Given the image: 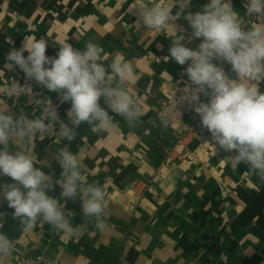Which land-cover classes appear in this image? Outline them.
<instances>
[{
    "label": "crops",
    "instance_id": "crops-1",
    "mask_svg": "<svg viewBox=\"0 0 264 264\" xmlns=\"http://www.w3.org/2000/svg\"><path fill=\"white\" fill-rule=\"evenodd\" d=\"M159 3L160 0H153ZM167 2V0H165ZM208 0H192L191 11H199ZM135 0H0V69L9 48L19 49L25 37L48 40L46 55L55 57L64 42L84 50L91 41L103 49L107 60L116 55L131 62L136 72L131 95L146 115L133 126L114 116L106 131L93 133L82 123L70 144L53 132L35 139L37 166L58 179L61 168L54 155L65 144L82 161L88 183H98L105 192L104 219L108 229L101 233L95 218H83L80 199L67 200L66 210L75 212V235L57 234L48 224L29 232L12 217L14 209L0 197L3 227L15 244L2 264H24L29 256L43 254L54 264H264V180L243 163L232 167L227 159L234 153L209 144L210 133L200 128L180 141L179 127L165 128L156 115L159 104L171 95L175 84L187 80L184 68L165 60L174 32H159L136 25L137 16L128 9ZM174 11L179 9L177 0ZM245 24L241 0H232ZM177 30L191 29L183 18ZM13 40L14 45H9ZM200 39L186 46L197 47ZM27 56V53H24ZM107 64V62H106ZM225 71L230 65L225 64ZM21 72L0 71L5 76ZM179 81V82H178ZM264 91V83L261 84ZM67 120L70 102L60 103L57 93L46 90ZM104 106L103 99L100 101ZM0 106L15 113L42 115L40 107L23 108L0 97ZM21 141L13 144L19 146ZM0 182L11 178L0 176ZM59 186L49 192L58 197ZM83 224V228L79 225Z\"/></svg>",
    "mask_w": 264,
    "mask_h": 264
},
{
    "label": "clouds",
    "instance_id": "clouds-1",
    "mask_svg": "<svg viewBox=\"0 0 264 264\" xmlns=\"http://www.w3.org/2000/svg\"><path fill=\"white\" fill-rule=\"evenodd\" d=\"M177 2L176 11L173 0H135L128 9L137 16L136 25L156 32L171 28L175 35L163 59L187 65L182 73L187 76L185 94L163 109L161 124L167 128L177 113L181 119L177 106L187 101L199 116L201 127L210 133V141L204 143L217 153H234L225 158L232 167L243 163L264 180V91L260 87L264 83V0H245L244 12L254 21L252 26L245 24L232 0H208L194 13L190 10L192 0ZM181 18L187 21L190 35L182 28L178 32L176 21ZM194 39L201 40L197 47L186 46V40L191 43ZM47 42L25 37L19 49L9 48L0 71L15 72L18 68L26 81L57 93L60 103L70 102L71 107L67 120H62L51 97L40 92L33 95L34 88L29 84L21 85L13 79L0 87L4 101L28 96V105H36L42 112L40 117L32 118L29 113H15L0 106V176L12 181L0 182V197L14 209L12 217L20 221L24 232L48 224L57 234L75 235L71 219L75 212L66 210V203L80 199L84 220L95 218L96 229L103 233L109 227L103 215L105 192L98 183L87 182L77 154L68 144L55 152L61 173L54 180L42 170L45 161L37 166L32 142L55 132L70 144L82 123L93 133L106 131L114 122L110 112L129 126L139 122L146 113L129 91V85L136 82V72L133 64L119 55L107 60L103 49L91 41L84 50L64 42L55 57L46 55ZM225 64L230 65L229 71H225ZM185 128L190 129L187 125ZM17 141L21 144L13 148ZM56 186L60 188L59 196L49 195ZM3 216L0 213V228ZM14 249L13 240L0 232V264Z\"/></svg>",
    "mask_w": 264,
    "mask_h": 264
},
{
    "label": "built area",
    "instance_id": "built-area-1",
    "mask_svg": "<svg viewBox=\"0 0 264 264\" xmlns=\"http://www.w3.org/2000/svg\"><path fill=\"white\" fill-rule=\"evenodd\" d=\"M243 6L245 3V0H241ZM254 20V18H252ZM245 21L250 22V20L247 18L245 14ZM13 79H16L20 82L21 85L29 84L32 88V94L35 95L37 92H40L41 95L45 93L47 89L39 87L34 81H26L24 73L21 71L17 74H9L5 76L4 79V86L6 87L8 84L12 82ZM185 85L183 84H175L173 86V90L171 92V95L162 100V102L159 104L158 109L156 111V115L159 117L160 113L163 111V109L166 106H170L174 103L175 98H179V96H183L185 94ZM201 100L204 102H207L206 98L201 96ZM6 102H9L21 110L23 108L27 109H34L35 107H38L36 105H28V96H21L18 100H6ZM177 110L182 113L181 119L179 118V114L177 113V117L175 121H173L170 125H176L179 127V134H180V141L183 140L187 135L193 134L194 132H197L200 128V118L199 116L194 112L193 108L188 104L187 101L183 102L182 104L177 106ZM187 125L190 129H186L185 125ZM24 264H54L53 260H51L49 257L39 254L36 256H29L24 260Z\"/></svg>",
    "mask_w": 264,
    "mask_h": 264
}]
</instances>
